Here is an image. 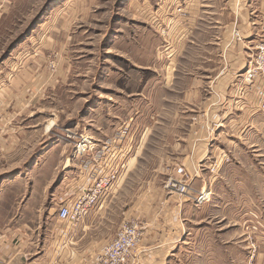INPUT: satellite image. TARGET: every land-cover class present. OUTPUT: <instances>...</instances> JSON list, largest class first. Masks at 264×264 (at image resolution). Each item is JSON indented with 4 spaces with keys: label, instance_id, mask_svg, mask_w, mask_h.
Here are the masks:
<instances>
[{
    "label": "rangeland",
    "instance_id": "1",
    "mask_svg": "<svg viewBox=\"0 0 264 264\" xmlns=\"http://www.w3.org/2000/svg\"><path fill=\"white\" fill-rule=\"evenodd\" d=\"M177 17L190 18L179 41L184 21L168 24ZM230 40L243 43L233 71ZM261 42L264 0H0V145H11L0 151V227L55 207L79 165L127 146L98 204L107 201L105 230L125 211L143 225L167 194L182 224L167 264H264V110L237 104L233 122L201 120L223 76L235 83L230 103L247 90L257 103L264 69L242 81ZM201 125L205 152L187 167Z\"/></svg>",
    "mask_w": 264,
    "mask_h": 264
},
{
    "label": "crops",
    "instance_id": "2",
    "mask_svg": "<svg viewBox=\"0 0 264 264\" xmlns=\"http://www.w3.org/2000/svg\"><path fill=\"white\" fill-rule=\"evenodd\" d=\"M181 20L184 21V27L182 25L176 29L174 33L175 41H179L177 40L179 34L184 30L187 31V28L190 27L187 25V22L190 23V18H170L168 22L169 27H173ZM193 22H191V27ZM248 23L247 17L241 18L237 27L241 31H246L249 28ZM231 29L230 32L232 33ZM222 43L223 41L220 44L221 47H223ZM231 43L227 51L230 61L232 56H235V58L243 56V51L238 47L243 43L235 41ZM241 67L242 64L227 61L225 70L233 71ZM209 86L210 91L216 93V95H211L210 99L202 102L209 107L208 113L206 112L201 117L204 123V120L208 122L214 120L216 114L224 120L233 122L236 120V114L231 108L237 104L248 103L249 114L256 111L253 108L257 107L252 102L254 101L255 91L253 93L248 90V93L245 91L247 98L243 99L246 102L237 100V102L230 103L232 101L231 96L236 93L235 83L232 82L231 76H223L215 85L210 84ZM204 129V125H201L194 135L191 134L200 142L197 144L195 153L191 151V155L189 153L182 159L187 167L196 166L200 161L199 156L205 152L208 132ZM10 148L11 145L9 147L0 145V151H7ZM190 150L187 149V152ZM56 198L59 200V195ZM162 198L161 202L164 205L161 206V203H159L153 214L142 220L143 234L139 251L128 264H167L175 244L179 242L178 239L182 235L181 205L173 196L166 194ZM106 204L107 201L103 200L100 206L90 211L73 226L59 223L55 213L56 204L55 207L48 210L44 208L36 209L31 218H27L21 223L1 226L0 264H98L97 259L104 245L113 238L123 219L130 217V211H125L122 214L123 218L121 217L114 229L105 230L107 222H109L106 214ZM138 214L134 211L132 217H137Z\"/></svg>",
    "mask_w": 264,
    "mask_h": 264
},
{
    "label": "built area",
    "instance_id": "3",
    "mask_svg": "<svg viewBox=\"0 0 264 264\" xmlns=\"http://www.w3.org/2000/svg\"><path fill=\"white\" fill-rule=\"evenodd\" d=\"M180 11V9H178ZM237 39L240 35L237 32ZM255 66L248 67L244 73L243 81L246 86H251L256 80V70L264 69V42L257 47L253 61ZM263 63V67L259 66ZM257 108L264 110V90L255 104ZM107 148L109 145H106ZM78 152L85 154L87 147L82 145ZM106 148V149H107ZM110 149V150H109ZM90 152L93 149H90ZM99 159L95 157L79 165V171L75 181L71 183L69 190L56 203V218L59 223L66 225H76L85 215L95 209L101 198L109 191L117 181V169L124 166L125 156L131 151V147L124 146L117 151L115 147L107 149ZM114 150H116L114 152ZM114 152V153H113ZM182 173V168L176 170ZM172 187L179 193H184L187 189L185 183L172 184ZM143 225L135 217L123 219L117 228L113 238L104 245L98 256V264H128L139 251L142 240Z\"/></svg>",
    "mask_w": 264,
    "mask_h": 264
},
{
    "label": "bare ground",
    "instance_id": "4",
    "mask_svg": "<svg viewBox=\"0 0 264 264\" xmlns=\"http://www.w3.org/2000/svg\"><path fill=\"white\" fill-rule=\"evenodd\" d=\"M63 131H64V133H71V129H65Z\"/></svg>",
    "mask_w": 264,
    "mask_h": 264
}]
</instances>
